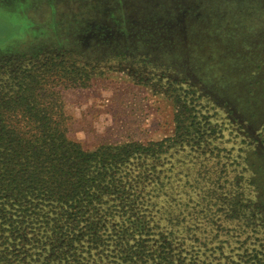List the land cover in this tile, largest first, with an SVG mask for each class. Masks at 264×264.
<instances>
[{"label": "rangeland", "instance_id": "1", "mask_svg": "<svg viewBox=\"0 0 264 264\" xmlns=\"http://www.w3.org/2000/svg\"><path fill=\"white\" fill-rule=\"evenodd\" d=\"M189 95L199 111L190 116L176 103ZM0 100L14 134L61 135L88 153L157 144L174 137L176 116L208 117L214 154L180 145L155 158L135 153L134 163L157 165L163 183L135 188L139 200L155 197L158 211L142 215L151 223L155 214L158 231L198 256L212 247L215 258H200L206 264L250 261L254 249L264 261V223L238 221L232 205L264 218V0H0ZM44 120L49 127L37 128ZM54 180L53 204L69 190ZM203 185L217 188L213 198L226 196L227 207L195 212ZM164 192L188 203L184 215L194 211L177 234L160 217L170 218ZM105 247L87 260L111 259Z\"/></svg>", "mask_w": 264, "mask_h": 264}, {"label": "trees", "instance_id": "2", "mask_svg": "<svg viewBox=\"0 0 264 264\" xmlns=\"http://www.w3.org/2000/svg\"><path fill=\"white\" fill-rule=\"evenodd\" d=\"M25 93V89L20 90L18 99ZM191 97L177 99V112L188 116L199 112ZM15 104L18 106L17 102ZM4 105L5 111L11 110L10 103ZM176 119L173 138L157 144L120 147L122 149L118 148L114 154L99 150L83 152L61 135L18 136L8 122L0 119V264H206L200 258L213 257L212 247L202 245L205 249H198L201 256L196 251L195 255L192 249L182 248L184 243L179 242L178 235L174 236L166 229L157 230L159 220L155 214L156 222L144 220L143 211L156 210L155 197L150 195L143 201L135 194V188L139 186L143 190L150 182V185L158 186L154 191L163 187L157 165L145 167L140 162L134 163L135 153L138 152L139 157L155 158L177 145L194 146L195 151H208V155L216 152V147L210 148L207 141L214 134L208 117L201 116L190 123L180 116ZM48 123L47 120L38 121L36 127L48 128ZM45 164L49 166H42ZM161 166L159 164L158 168ZM55 178H62L69 190L53 204L47 180ZM216 190L205 189L202 199L196 200L193 206L195 212L204 217L198 209L207 213L216 211L215 206L220 203L227 207L226 196L213 198L219 194ZM162 195L163 212L170 218L161 214L160 217L166 218L165 227L174 229L177 234L179 225L186 218L192 222L194 211L184 215L187 202L172 198L166 192ZM69 204L74 205L73 208L69 209ZM232 205L237 210L238 221L264 223L258 212L250 216L245 214L242 204L232 202ZM100 206L107 207L99 210ZM111 223L114 226L111 227ZM108 243L114 251L111 259L98 256L92 263L87 260L91 258L90 251H97L95 256L101 254ZM258 254L254 249L245 254L250 261L229 262L218 257V262L264 264L257 258Z\"/></svg>", "mask_w": 264, "mask_h": 264}]
</instances>
